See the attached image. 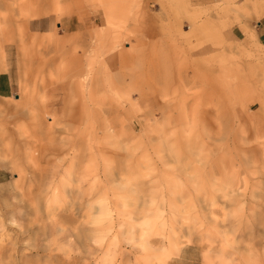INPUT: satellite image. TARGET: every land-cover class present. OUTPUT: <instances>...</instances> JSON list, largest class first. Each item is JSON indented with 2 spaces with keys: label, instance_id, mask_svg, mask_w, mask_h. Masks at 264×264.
Wrapping results in <instances>:
<instances>
[{
  "label": "rangeland",
  "instance_id": "1",
  "mask_svg": "<svg viewBox=\"0 0 264 264\" xmlns=\"http://www.w3.org/2000/svg\"><path fill=\"white\" fill-rule=\"evenodd\" d=\"M0 14V264H264V0Z\"/></svg>",
  "mask_w": 264,
  "mask_h": 264
},
{
  "label": "bare ground",
  "instance_id": "2",
  "mask_svg": "<svg viewBox=\"0 0 264 264\" xmlns=\"http://www.w3.org/2000/svg\"><path fill=\"white\" fill-rule=\"evenodd\" d=\"M21 7H23V8H28V7H33L34 6V4L33 5H31V6H28L27 7V5H20ZM20 9V8H19ZM36 13V12H35ZM1 15V14H0ZM1 17V16H0ZM30 17H33V18H37L38 17V15L37 14H34V15H32V16H30ZM37 19H39V18H37ZM1 23L2 22H0V25H1ZM30 23V22H29ZM29 23H27V24H29ZM47 25V24H46ZM32 28H34V27H32ZM13 33V32H12ZM9 40V38H7V39H5L4 41H6V42H9L8 41ZM1 42L0 43V48H2L3 50H4V52H5V50L7 49H5V46L6 45H4L5 44V42ZM9 45V44H8ZM9 46H11V45H9ZM12 48V47H11ZM0 59H1V57H0ZM78 59H80V58H78ZM86 94V93H85ZM41 153L39 152L38 153V155L36 154V152H34V151H32V150H28L27 152H26V154H25V157H26V159H27V163H28V165L30 166V167H32L33 165H35V160H37L38 158H41V157H43V156H41L40 155ZM41 156V157H40ZM70 172V171H69ZM54 175L56 176L57 175V173H54ZM65 176V175H64ZM62 182V184H64L65 186H66V184H68V182H65V181H61ZM80 183H83L84 184V181L83 180H80L79 181V184ZM70 185H71V183H70ZM70 185H68L69 187H70ZM80 186H81V184H80ZM72 192H75V191H71V187H70V190H69V193H72ZM82 208L84 207V205H82L81 206ZM7 215V213H3V216H6ZM6 220H5V218L3 217V219H1L0 220V228H4V227H6ZM16 227V226H15ZM10 231V230H9ZM13 240V239H12ZM176 248L178 249V250H180V245L179 244H177L176 245Z\"/></svg>",
  "mask_w": 264,
  "mask_h": 264
},
{
  "label": "crops",
  "instance_id": "3",
  "mask_svg": "<svg viewBox=\"0 0 264 264\" xmlns=\"http://www.w3.org/2000/svg\"><path fill=\"white\" fill-rule=\"evenodd\" d=\"M246 4V3H245ZM45 17H42V18H39V20H37V25L34 24V22H31L28 24V30L30 32H32L33 30H36L37 32H42V31H47V33L49 34L50 32H52V29H51V24L48 26V24H44L46 23V18L44 19ZM34 27V28H32ZM45 27H49L48 29H45ZM54 30V29H53ZM257 35V34H256ZM261 36L264 37V31L262 30V32L260 33ZM9 46V45H8ZM8 46H5V49L8 47ZM4 56H6V50L4 52ZM7 59V58H6ZM9 89H8V83L6 81L3 80V77L0 76V96L1 95H6V94H9Z\"/></svg>",
  "mask_w": 264,
  "mask_h": 264
}]
</instances>
